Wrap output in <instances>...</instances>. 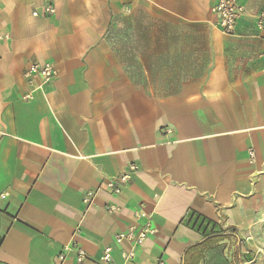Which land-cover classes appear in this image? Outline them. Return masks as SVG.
<instances>
[{"label":"crops","instance_id":"0c3cea01","mask_svg":"<svg viewBox=\"0 0 264 264\" xmlns=\"http://www.w3.org/2000/svg\"><path fill=\"white\" fill-rule=\"evenodd\" d=\"M242 1L226 35L215 0H0V264H234V238L197 247L190 210L236 231L239 264H264V0ZM36 61L58 75L26 101ZM138 212L156 233L125 259L116 236Z\"/></svg>","mask_w":264,"mask_h":264},{"label":"built area","instance_id":"2783aa9c","mask_svg":"<svg viewBox=\"0 0 264 264\" xmlns=\"http://www.w3.org/2000/svg\"><path fill=\"white\" fill-rule=\"evenodd\" d=\"M55 12V7L47 3L43 5V13L45 16H51ZM211 12L215 16L216 21L215 25L217 28L226 35H233L237 31V27L239 23L242 21L244 16L247 13V6L242 0H215L211 7ZM33 16H38L39 11L34 9L32 12ZM254 22L256 27L259 30H262L264 27V11H258L254 15ZM263 54H264V45H263ZM58 75L57 68L52 62H33L31 63L22 73V76L29 86V91L26 92L22 98L26 101L32 100L34 98V94L37 90L42 89V87L48 83H50L56 76ZM39 78V83H36L35 78ZM172 132L171 128H165L162 131L163 135L169 134ZM248 156L250 161H254L255 159V151L254 149L248 150ZM140 166L136 163H130L125 172L119 175L116 179H110L106 186L111 189L115 193L121 192L122 184H126L131 177V174L139 170ZM6 193L2 194V197H5ZM95 194L93 191H89L83 198L84 203L91 204L94 201ZM108 212H114L116 207L114 205H108L106 207ZM136 215L140 218H143L144 221L140 225L138 231L129 230L127 232H121L117 234L116 241L117 243H122L128 241L130 244V250L123 252V257L125 259H131L135 255V248L138 245H142L145 239L151 235L156 233V228L152 225L151 215L144 212H138ZM65 250H75L76 252V260L77 262H83L86 257V251L77 245L69 244L64 247ZM111 251L112 249L106 248L104 250L102 260L109 261L111 259ZM59 258L64 260L66 255L61 253Z\"/></svg>","mask_w":264,"mask_h":264},{"label":"trees","instance_id":"16d2710c","mask_svg":"<svg viewBox=\"0 0 264 264\" xmlns=\"http://www.w3.org/2000/svg\"><path fill=\"white\" fill-rule=\"evenodd\" d=\"M184 223L202 234L204 239L197 245L198 248L219 239L234 238L237 244H239L237 245V248L234 252V264H239L240 249L238 246H240V240L238 239L235 230L223 228L219 222L210 219L194 210L188 211L184 218Z\"/></svg>","mask_w":264,"mask_h":264},{"label":"rangeland","instance_id":"374dc122","mask_svg":"<svg viewBox=\"0 0 264 264\" xmlns=\"http://www.w3.org/2000/svg\"><path fill=\"white\" fill-rule=\"evenodd\" d=\"M264 11V7H261V10H259V11ZM112 40H114V42H116V40H117V38H116V30L114 29V32H113V36H112Z\"/></svg>","mask_w":264,"mask_h":264}]
</instances>
